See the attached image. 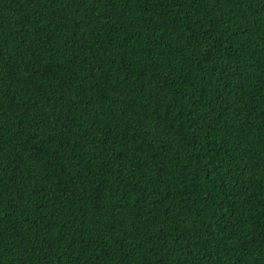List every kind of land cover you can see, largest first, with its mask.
Masks as SVG:
<instances>
[{"label":"trees","instance_id":"obj_1","mask_svg":"<svg viewBox=\"0 0 264 264\" xmlns=\"http://www.w3.org/2000/svg\"><path fill=\"white\" fill-rule=\"evenodd\" d=\"M0 264H264V0H0Z\"/></svg>","mask_w":264,"mask_h":264}]
</instances>
